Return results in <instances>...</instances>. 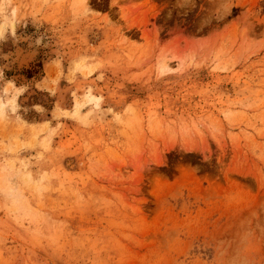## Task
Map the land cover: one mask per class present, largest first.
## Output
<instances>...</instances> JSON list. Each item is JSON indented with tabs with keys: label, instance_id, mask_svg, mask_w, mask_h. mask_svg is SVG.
<instances>
[{
	"label": "rangeland",
	"instance_id": "obj_1",
	"mask_svg": "<svg viewBox=\"0 0 264 264\" xmlns=\"http://www.w3.org/2000/svg\"><path fill=\"white\" fill-rule=\"evenodd\" d=\"M0 264H264V0H0Z\"/></svg>",
	"mask_w": 264,
	"mask_h": 264
}]
</instances>
